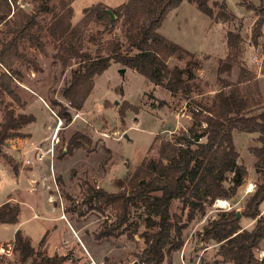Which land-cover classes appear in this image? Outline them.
Listing matches in <instances>:
<instances>
[{
  "label": "rangeland",
  "instance_id": "rangeland-1",
  "mask_svg": "<svg viewBox=\"0 0 264 264\" xmlns=\"http://www.w3.org/2000/svg\"><path fill=\"white\" fill-rule=\"evenodd\" d=\"M126 1L72 0L71 5L74 9L72 22L77 24L87 7L98 3L115 7ZM207 1L214 11L212 17L202 13L195 1L185 0L179 7L171 10L163 22L159 33L194 54V57L185 59L175 57L169 66L185 68L187 63L193 60L199 62L198 67L191 65L197 78L192 82L195 84L192 93L188 95L196 100L212 97L222 88L223 80L237 83L242 69H245L246 76H255L251 84L257 82L260 104L264 107V75L261 72L264 45L261 41L257 45L252 42L253 28L259 18L256 10L261 8V0ZM223 1L227 3L226 9L221 5H215L216 2ZM59 3L60 0H51L50 6L59 8ZM22 4L31 12L38 4V0H23ZM224 10L226 13H232L235 19L224 20L221 15ZM50 16L44 12L40 16L41 22L46 24ZM229 30L240 32L242 35L241 56L239 64L230 70L226 68L220 71L219 66L227 57L226 34ZM262 34L264 35V26ZM117 38L126 42L121 24L112 28L102 22L93 21L85 32L84 48L96 56L99 48ZM9 39L7 28L1 23L0 49L2 43ZM45 50L42 53L38 48L22 43L21 51L37 61L41 72H35L32 67L23 65L21 61L13 66L19 74L14 83L18 100L0 93V127L8 110H13L16 115L33 114L36 117L35 122L21 131L29 135L28 137L8 140L3 147L7 155L25 167V159L35 160L38 148H43L46 144L51 145L53 129L60 125L59 120H62L57 131L53 158L48 155L42 161L35 160L32 169V174L36 175L50 173L45 195L52 202L47 206L52 205L56 213L49 217L45 215L41 194L38 196L40 198L35 199L33 195L24 192V198L21 197L22 186L7 160L1 155L0 203L9 195L22 201L24 207L19 216L18 227L23 234L28 235L35 249L44 255L47 254L40 244L44 236L48 237L50 234L52 241L73 236L66 222L68 220L74 225L89 251L103 257L102 264H139L137 255L145 248L144 240L139 234L129 238L126 231L122 234L116 232L115 236H102L105 228L115 221V211L110 207L100 210L95 206V199H90V196L99 188L109 193L119 192L121 190L119 182L133 173L142 162L159 159L162 141H179L181 137L189 135L190 128L194 125L192 112L195 105L183 94L172 95L167 89L151 83L136 71L121 64H112L102 75L96 76L94 89L83 110L70 109L72 120L69 123L58 117L56 114L58 108L52 115L41 97L48 105L50 99L67 104L62 91L69 84L72 70L77 64L64 68L56 58L57 44L51 39H45ZM5 71L6 69L0 65V75ZM126 100L137 107L139 113L130 110L124 125L118 108ZM204 126V124L197 126V132H203ZM79 131L86 132L92 144L75 149L71 156L60 158V150L66 148L69 139ZM233 133L240 154L238 163L245 165L248 170L244 183L232 199H219L224 202L221 207L217 200L208 207L206 215L198 214L193 219H189L187 211L182 213L180 201L174 202L172 213L181 215L182 222L186 224L183 232L184 245L181 250L167 257L165 264H232L224 261L218 252L219 244L208 240L203 233L204 226L217 218L222 211L240 212L241 226L248 229L254 226L255 221L243 217L242 211L260 183V175L255 170L257 159L251 152L253 147L259 145L258 134L236 130ZM44 138H46L44 144L40 145L43 147H36V150L32 151V145ZM228 176L231 177L232 174ZM33 205L34 212L31 209ZM261 212L264 214V204ZM141 213L140 207L132 208L131 220L139 223L140 233L145 230ZM60 215L65 221L58 218ZM5 235L2 234L0 238L3 241L9 240L1 243L0 264H32V259L22 262L19 254L14 251L15 235L13 238H9L11 232L9 237ZM256 254L259 258L264 257V241Z\"/></svg>",
  "mask_w": 264,
  "mask_h": 264
},
{
  "label": "trees",
  "instance_id": "trees-1",
  "mask_svg": "<svg viewBox=\"0 0 264 264\" xmlns=\"http://www.w3.org/2000/svg\"><path fill=\"white\" fill-rule=\"evenodd\" d=\"M22 1L0 0V24L4 23L10 35L0 49V65L6 69L0 75L1 94L18 100L14 83L19 74L13 68L17 62L21 61L35 72H41L37 61L21 51L22 43H28L44 53L45 39H51L57 44L56 58L64 68L77 64L72 70L69 84L62 91L67 104L56 99L49 100L51 109L58 108V117L69 123L72 120L70 109L83 110L94 89L96 76L102 75L112 64H121L136 71L172 95L183 94L195 105L192 112L194 125L189 135L181 137L179 141H162L159 159L142 162L133 173L119 182V192L109 193L100 188L93 191L90 199H95V206L100 210L110 207L116 215L115 221L105 228L102 236H115L116 232L122 234L125 231L129 238L139 234L145 243V248L137 255L139 264H165L167 257L184 245L186 224L182 222L181 215L172 213L174 202L180 201L182 213L187 211L189 219H193L198 214L206 215L208 207L215 201L232 199L244 183L248 170L238 163L240 154L233 133L236 130L258 134L259 145L253 147L251 152L257 159L255 170L260 175V183L242 211L243 217L255 221L254 226L244 228L236 211H222L204 226L203 233L208 240L219 244L218 252L224 261L232 264H264V257L259 258L256 254L264 241V214H261L264 204V107L260 104L257 82L251 84L255 76H246V70L242 69L237 83L223 80L222 88L212 97L196 100L188 96L195 85L192 82L197 78L191 65L198 67L199 62L193 60L185 68H171L168 65L171 57L185 59L194 57V54L159 33L169 12L185 0H127L115 7L98 3L85 8L77 24L72 22V0H60L59 8L50 6L51 0H38L31 12L23 7ZM188 1H195L202 13L214 16L207 0ZM261 3V8L256 10L259 18L252 34V42L256 45L260 41L264 45V0ZM215 5L227 7L225 1L216 2ZM44 12L51 15L46 24L40 20ZM221 15L226 21L235 19L232 13L225 10ZM93 21L112 28L121 24L126 42L120 38L111 40L93 56L84 48L85 32ZM242 41L240 32H227V57L219 66L220 71L226 68L230 70L239 64ZM261 72L264 75V62ZM130 110L139 113V109L127 100L118 108L124 125ZM35 121L33 114L16 115L13 110H8L1 124L0 155L7 160L16 176L21 164L7 155L3 147L8 140L28 137L21 131ZM203 124V132L198 133L196 127ZM91 144L92 140L86 132H76L66 148L60 150V158L71 156L75 149ZM229 174L232 176L229 177ZM135 206L142 209L140 216L145 230L141 233L139 223L131 220ZM20 213L19 203L5 202L0 206V224H17ZM46 237L41 240V245H44ZM13 249L22 262L32 259V264H63L67 259V256H48L38 252L21 230L15 233Z\"/></svg>",
  "mask_w": 264,
  "mask_h": 264
},
{
  "label": "crops",
  "instance_id": "crops-1",
  "mask_svg": "<svg viewBox=\"0 0 264 264\" xmlns=\"http://www.w3.org/2000/svg\"><path fill=\"white\" fill-rule=\"evenodd\" d=\"M173 59H176L175 57H171L168 61V65H170V63L174 62ZM43 103L45 104V106L50 110L51 114L54 115V110L51 109V107L48 105V103L41 97ZM50 127V126H49ZM48 127V128H49ZM55 128L53 129V136H54V131ZM26 133H30V132H26ZM52 136V138H53ZM31 137V134H30ZM46 138H44L43 140L39 141L38 143L36 142V144L32 145V151L36 150V147H43L40 146L41 144H44L43 142H45ZM52 142V140H51ZM50 147V144L45 147H43L44 149ZM43 148H41L42 150H44ZM50 157V156H49ZM36 160V159H35ZM35 160H32L35 163ZM34 165V164H33ZM33 165L32 166H27L29 167L28 169L25 167L20 168L19 171V175L15 177H17L18 183L21 184L22 191H21V197L24 198V192L25 194H30L33 195L35 197V199H37V197L39 196V194L43 195V210L46 212V216H53L56 213L55 208L52 207V205H48V203H52L49 199L48 196L45 195V187H47L48 183V179L50 178V173L48 174H41L38 173L36 174H32V169H33ZM52 165V164H51ZM24 168H26L27 170L24 171ZM49 170H50V163H49ZM54 194V193H53ZM40 198V197H38ZM10 201L11 203H19L21 206V212L23 211V204L22 201L17 200L16 198L12 197V195H9V197H7V199H5L4 202L0 203V206L2 204H4L5 202ZM32 211L34 212L35 210V206H32ZM21 214V213H20ZM36 216V215H34ZM59 219H62L65 221V218H62L61 215L58 217ZM68 223L69 229L72 232L73 236H69L67 238L64 239H60L58 241H52L51 237H46L45 243L43 245V249L44 252H46V254L48 256H54V255H59V256H67L66 261L63 264H102L103 263V257H100L97 255V253H92L89 251V248L87 247V245L85 243H83V241L80 239L74 225L70 222V221H66ZM18 224H0V237L2 234H7L9 237V232H11V237L9 238H13L15 233L19 229ZM22 232V230H21ZM23 234V233H22ZM25 237L28 238V235L23 234ZM6 236V235H5ZM9 239L6 240H2L0 238V242L4 243L5 241H7Z\"/></svg>",
  "mask_w": 264,
  "mask_h": 264
},
{
  "label": "built area",
  "instance_id": "built-area-1",
  "mask_svg": "<svg viewBox=\"0 0 264 264\" xmlns=\"http://www.w3.org/2000/svg\"><path fill=\"white\" fill-rule=\"evenodd\" d=\"M61 119L59 120V123H60V125H58L56 128H55V132H54V136H53V138H52V142H51V145H50V147H48V148H46V149H44V150H42L41 148H38L37 149V154H36V157H35V159L37 160V161H42L46 156H50L51 158H53L52 156H53V154H54V146H55V140L57 139L56 137H57V134H58V128L61 126ZM34 164V162L32 161V160H30V159H25V165H28V166H32ZM227 202V201H226ZM228 203V202H227ZM219 207H221V204L219 205ZM224 207H226V206H224Z\"/></svg>",
  "mask_w": 264,
  "mask_h": 264
},
{
  "label": "water",
  "instance_id": "water-1",
  "mask_svg": "<svg viewBox=\"0 0 264 264\" xmlns=\"http://www.w3.org/2000/svg\"><path fill=\"white\" fill-rule=\"evenodd\" d=\"M109 13H110L112 19H114L115 17H114L113 13L110 10H109ZM123 72H124V69H123ZM240 217H241V213L237 212V218H240Z\"/></svg>",
  "mask_w": 264,
  "mask_h": 264
},
{
  "label": "bare ground",
  "instance_id": "bare-ground-1",
  "mask_svg": "<svg viewBox=\"0 0 264 264\" xmlns=\"http://www.w3.org/2000/svg\"><path fill=\"white\" fill-rule=\"evenodd\" d=\"M59 129H60V127H59ZM59 129H58V130H59ZM219 203H220V204H223L224 202H223L222 200H219Z\"/></svg>",
  "mask_w": 264,
  "mask_h": 264
}]
</instances>
